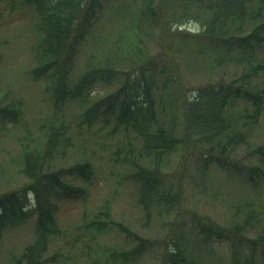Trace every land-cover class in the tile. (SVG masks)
<instances>
[{"label": "trees", "instance_id": "obj_1", "mask_svg": "<svg viewBox=\"0 0 264 264\" xmlns=\"http://www.w3.org/2000/svg\"><path fill=\"white\" fill-rule=\"evenodd\" d=\"M21 2L32 5L36 13L30 29L33 42L27 71L35 79H48L49 109L16 134L18 147L13 158L3 162L0 156V176L13 163L17 173L26 178L0 192V232L30 219L34 229L32 242L13 253L10 263L47 264L58 256L47 255V251L52 237L59 233L60 200L81 191L71 181L87 182L94 176L90 155L76 141V133L97 122L109 125V135H120L108 159L132 181L144 223L153 216L164 222L171 216V225L186 223L188 233L198 237V244L192 246L184 234L170 227L160 240L158 264H206L202 257L212 239L228 241L231 264H254L255 249L264 258V206L257 208L244 201L230 209L222 224L209 214L187 211L180 183L191 156L198 160L200 171L210 165L238 173L244 169L250 181L261 171L249 158L260 155L259 161L264 160L263 145L252 140L264 112V57L260 55L264 0H127L125 5L132 15L125 19L122 13L119 22L129 21L118 31L94 36L95 51L75 77L79 50L93 37L104 11L114 3ZM188 17L201 21L200 30L192 35L209 49L212 67L225 69L231 64L233 70L203 83H183L176 58L180 42L174 40L190 34L177 26L181 24L178 20ZM154 40L159 45L157 52L150 47ZM116 81L119 84L113 91L91 96L95 84ZM22 100L12 87L0 82L1 124L21 122ZM72 103L79 109L67 118L66 110ZM242 149V155H237ZM176 154L177 177L171 181L166 178V167ZM112 226L132 245L123 251H110L111 256L137 257L156 244L112 219L106 202L84 223V229L94 231Z\"/></svg>", "mask_w": 264, "mask_h": 264}, {"label": "rangeland", "instance_id": "obj_2", "mask_svg": "<svg viewBox=\"0 0 264 264\" xmlns=\"http://www.w3.org/2000/svg\"><path fill=\"white\" fill-rule=\"evenodd\" d=\"M126 1L110 0L114 3L113 7L104 11L93 37L84 42L75 58L73 77L77 76L85 65L90 53L95 51V38L118 31L124 22L129 21L119 22L122 13H125V19L132 15L131 8L125 5ZM35 19L36 13L32 5L22 3L21 0H0V82L1 85L7 84L12 87L14 94L23 98L20 103L23 110L21 122L18 125H12L7 121L6 124L0 123V156L4 158L3 162L16 154L14 150L18 145L16 134L23 130L25 124H29L37 117H43L49 109L47 103L49 90L48 92L46 90L48 79H35L27 71L32 53L30 45L33 42L30 29ZM178 21L181 24L177 26L187 29L190 33L184 39L178 37L174 40L180 42L176 58L185 85L203 83L207 79L212 80L223 71L233 70L231 66L234 65L231 64L228 65L230 69L212 67L209 49L205 48L200 38L192 35L200 30L201 21L189 17ZM200 45L204 46V49H200ZM150 47L154 52L159 49L155 40L150 42ZM260 55L264 57V45L260 49ZM118 84L119 81L108 85L97 83L90 94L94 98L103 96L113 91ZM78 109V104H70L66 110L67 118L75 116ZM108 128L109 125L97 122L90 128L78 129L76 133V141L80 142V146L90 155L94 176L87 182L78 179L71 181L80 187L82 192L79 191L73 196L64 195L60 200L57 213L59 233L52 237L47 251V255L58 253V256L47 264H158L160 240L168 233L170 227H173L172 231L175 233L184 234L190 245L198 244L197 235L188 233L186 223H178L175 226L168 222V219L172 220L171 216L165 222L159 218L156 220L153 216L154 219L149 223H144L143 211L138 204L132 181L124 178L122 169L108 159V153L116 137H120L119 133L109 135ZM252 140L264 148V112ZM242 153L243 149L237 155L240 156ZM259 157L253 155L249 158L251 163L261 167L258 176L254 181H250L246 178L244 169L238 173L210 165L205 171H200L197 168L198 160L191 156L187 173L180 177L184 207L188 209L187 211L209 214L222 224L226 222L230 209L244 201H251L257 208L263 207L264 160L259 161ZM178 159L179 155L176 154L166 167V178L171 181L177 177L175 163ZM9 166L12 167L9 169ZM9 166L6 167V172L1 174L3 176H0V192L18 186L26 180L22 174L17 173V167L13 166V163ZM69 179L73 180L72 177ZM102 202L110 206L112 219L124 222L137 234L151 239L152 242L155 240L156 244L153 242L152 246L146 247L137 257L111 256L110 251L126 250L132 243L113 226L100 231L84 229V223L90 220ZM184 222L188 223V218H185ZM33 238V219L3 229L0 232V264H11L10 256L19 253L26 244L32 242ZM206 247L202 257L206 264H231L227 240L212 239ZM254 264H264L259 249L254 251Z\"/></svg>", "mask_w": 264, "mask_h": 264}]
</instances>
